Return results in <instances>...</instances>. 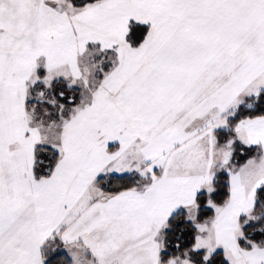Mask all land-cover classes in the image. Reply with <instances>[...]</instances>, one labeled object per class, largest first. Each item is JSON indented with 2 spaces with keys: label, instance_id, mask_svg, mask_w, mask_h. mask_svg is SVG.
Returning a JSON list of instances; mask_svg holds the SVG:
<instances>
[{
  "label": "snow or ice",
  "instance_id": "obj_1",
  "mask_svg": "<svg viewBox=\"0 0 264 264\" xmlns=\"http://www.w3.org/2000/svg\"><path fill=\"white\" fill-rule=\"evenodd\" d=\"M0 264H264V0H0Z\"/></svg>",
  "mask_w": 264,
  "mask_h": 264
}]
</instances>
